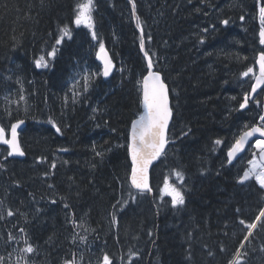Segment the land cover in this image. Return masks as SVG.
Segmentation results:
<instances>
[{
    "label": "trees",
    "instance_id": "trees-1",
    "mask_svg": "<svg viewBox=\"0 0 264 264\" xmlns=\"http://www.w3.org/2000/svg\"><path fill=\"white\" fill-rule=\"evenodd\" d=\"M130 1L174 108L152 200L134 199L128 182V131L147 71L130 2L94 0L89 30L73 23L83 0H0V122L27 119L24 158L0 144V264H58L55 254L77 264L88 235L110 264H264V216L248 234L264 189L239 184L248 158L227 159L263 105L261 91L240 109L264 51L257 0ZM101 41L114 64L107 78L95 59ZM41 56L47 67L36 66ZM165 179L184 204L173 206ZM21 242L38 250L24 257ZM89 260L100 263L95 252Z\"/></svg>",
    "mask_w": 264,
    "mask_h": 264
},
{
    "label": "snow or ice",
    "instance_id": "snow-or-ice-1",
    "mask_svg": "<svg viewBox=\"0 0 264 264\" xmlns=\"http://www.w3.org/2000/svg\"><path fill=\"white\" fill-rule=\"evenodd\" d=\"M257 4L259 5L258 16L260 20L259 43L264 45V3H261V0H257ZM93 9L94 0H83V2L76 6L73 23L76 25H86L90 29L94 28L92 16ZM133 18L136 20L137 28L141 29L140 50L144 53L145 59L147 60V74L143 76L142 81V105L144 111L136 120L132 121L127 147L132 160L130 176L131 184L137 190L144 191L149 189L148 165L161 155V153L165 150V146L168 144L167 129L169 120L172 116V109L169 106L168 87L162 79L161 72L153 70V61L149 56V53L145 50L143 26L140 18L135 15L134 4ZM241 19L243 20L244 17L242 16ZM222 23L227 24L228 20H224ZM61 32L64 36H70V32L66 27L61 29ZM92 36L93 39H96L95 31L92 32ZM149 39H151V37H149ZM59 43H61V41L58 39L57 44ZM54 54V51L47 53L49 57L53 56ZM97 56L104 60L103 75L107 77L111 71L112 62L105 52L102 41L99 44ZM258 62L260 74L256 79V83L252 85V91H255L260 84H264V51L259 53ZM35 64L37 67H47V63L43 56L37 58ZM252 71V68H249L245 73H243V75L247 76L248 73ZM20 99H24V97L21 96ZM247 103L248 96L246 94L244 97V102L240 103V108H245ZM261 119L264 120V117ZM22 123L23 121H18L17 123H13L11 125V139H5L4 130L0 128V142H3L9 146V156L13 154L23 155L20 144L17 140V128L18 125ZM57 131H59V129H57ZM253 133H260L262 136H264V126L253 127L250 131L244 132L243 135H241L229 149L227 153L228 158H232L236 153L240 152L245 141L248 139V137L252 136ZM215 143L219 144L220 141L217 140ZM255 146L259 149L261 158L264 159V140L257 139ZM97 155H101V153H97ZM250 163H252V169L246 172L244 176L241 177V180H244L249 175L255 173L256 164L255 162ZM53 167H55V164H53ZM176 175L179 177L181 173L177 172ZM256 180L259 182L261 187H264V171H260L258 174H256ZM162 191L170 195L173 206L182 205L185 203L183 193L178 188L169 185L167 179H165V187L162 189ZM9 215H11V213H9ZM261 216H264V211L261 212ZM112 220L115 223L116 217L113 216ZM240 223L243 224L244 221L241 220ZM248 227L250 229L254 228L255 224L248 225ZM24 251L31 253L33 248L29 245ZM104 264H109L108 256L104 257ZM237 264H239V261H237Z\"/></svg>",
    "mask_w": 264,
    "mask_h": 264
},
{
    "label": "water",
    "instance_id": "water-1",
    "mask_svg": "<svg viewBox=\"0 0 264 264\" xmlns=\"http://www.w3.org/2000/svg\"><path fill=\"white\" fill-rule=\"evenodd\" d=\"M105 52H106V51H105ZM106 53H107V52H106ZM107 56H108V58H110L109 55H108V53H107ZM99 59L102 61L103 66H104V60H103L102 58H100V57H99ZM258 61H259V59H258ZM258 61H257V64H258V68H259V62H258ZM259 74H260V69H259L258 75L256 76V78H255V80H254V84L256 83V79H257V77L259 76ZM262 85H263V84H260V85L256 88L255 91H257ZM255 91H252V90H251V96L253 95V93H254ZM169 106H170V101H169ZM171 117H172V116H171ZM170 120H171V118H170ZM170 120H169V122H170ZM131 126H132V124H131ZM254 127H258V126H254ZM252 128H253V127H252ZM252 128H250V129L247 130V131H250ZM247 131H246V132H247ZM130 132H131V129H130ZM4 134H5V133H4ZM129 135H130V134H129ZM242 135H243V134H242ZM256 136L264 137V136H262L260 133H253V135L250 136V137H248V139L245 141L244 146H243V148L240 150V152L236 153L235 155H238V154L242 153V152L245 150V148H246L247 144L249 143V141L252 140V139H253L254 137H256ZM10 139H11V132H10ZM17 140H18V133H17ZM18 142H19V140H18ZM21 156H23V155H19V154H13V155H11V157H21ZM129 157H130L131 168H132V160H131V156H130V154H129ZM260 158H261V155H260ZM261 160L264 162V159L261 158ZM153 161H154V160H153ZM153 161H152V162H153ZM152 162L148 165V184H149V170H150V167H151V165H152ZM130 176H131V175H130ZM130 182H131V179H130ZM148 191L151 192L150 185H149V189H148Z\"/></svg>",
    "mask_w": 264,
    "mask_h": 264
},
{
    "label": "rangeland",
    "instance_id": "rangeland-1",
    "mask_svg": "<svg viewBox=\"0 0 264 264\" xmlns=\"http://www.w3.org/2000/svg\"><path fill=\"white\" fill-rule=\"evenodd\" d=\"M158 4V2L156 3V5ZM263 125V124H262ZM256 142V141H255ZM255 142L253 143V145L251 146V148H255L256 150H259L256 146H255ZM261 164V163H260ZM262 165V164H261ZM261 165H256V169H255V173L254 176L256 177V174H258L260 171H264V167Z\"/></svg>",
    "mask_w": 264,
    "mask_h": 264
},
{
    "label": "bare ground",
    "instance_id": "bare-ground-1",
    "mask_svg": "<svg viewBox=\"0 0 264 264\" xmlns=\"http://www.w3.org/2000/svg\"><path fill=\"white\" fill-rule=\"evenodd\" d=\"M194 14H195V13H194ZM211 26H212V25H211ZM199 27H200V26H199ZM168 44H169V43H168ZM203 45H204V44H203ZM206 47H207V46H206ZM211 56H212V55H211ZM247 96H248V97L251 96L250 91H249V93H248ZM8 125H9V124H8ZM240 136H241V135H239L237 139H239ZM237 139H236V140H237ZM236 140H235V142H236ZM235 142H234V143H235ZM234 143H233V144H234ZM233 144H232V145H233ZM231 147H232V146H231ZM231 147H230V148H231ZM230 148H229V149H230ZM228 151H229V150H228ZM228 151H227V153H228ZM215 155H216V154H215ZM223 158H224V157H223ZM227 159H228V157H227ZM220 161H221V160H220ZM228 163H229L230 165H233V163H231L229 160H228ZM222 170H223V169H222ZM5 180H6V179H5ZM19 200H20V199H19Z\"/></svg>",
    "mask_w": 264,
    "mask_h": 264
}]
</instances>
